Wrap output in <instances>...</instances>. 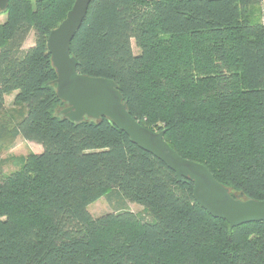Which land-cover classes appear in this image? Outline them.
Masks as SVG:
<instances>
[{
  "label": "trees",
  "instance_id": "1",
  "mask_svg": "<svg viewBox=\"0 0 264 264\" xmlns=\"http://www.w3.org/2000/svg\"><path fill=\"white\" fill-rule=\"evenodd\" d=\"M74 0H8L0 23V115L41 147L0 166V264H264V221L229 228L161 160L108 118L70 121L56 94L49 32ZM259 0H91L69 51L84 75L112 79L141 125L165 130L234 197L264 200V31ZM33 30L32 45L23 47ZM132 40L138 47L135 53ZM116 189L121 205L87 206ZM122 204V203H121Z\"/></svg>",
  "mask_w": 264,
  "mask_h": 264
},
{
  "label": "water",
  "instance_id": "2",
  "mask_svg": "<svg viewBox=\"0 0 264 264\" xmlns=\"http://www.w3.org/2000/svg\"><path fill=\"white\" fill-rule=\"evenodd\" d=\"M91 0H74L65 18L47 37V48L56 71V94L66 103L61 110L70 121L84 118H108L140 148L169 167L178 180L187 178L193 183L192 195L197 204L212 217L226 221L229 228L254 221H264V200L236 197L217 181L202 163L180 156L165 140V130H154L133 118L117 84L104 77H94L77 71V60L70 54L69 45L80 27ZM8 0H0V11Z\"/></svg>",
  "mask_w": 264,
  "mask_h": 264
},
{
  "label": "rangeland",
  "instance_id": "3",
  "mask_svg": "<svg viewBox=\"0 0 264 264\" xmlns=\"http://www.w3.org/2000/svg\"><path fill=\"white\" fill-rule=\"evenodd\" d=\"M252 14L253 17L260 16L259 5L253 7ZM5 15V13L0 12V23L4 20ZM33 41L34 35L33 30H31L24 42L23 47L32 45ZM132 47L135 53L139 52L134 40H132ZM22 109V106L19 104L16 106L13 105L12 97L8 96L5 100L4 111L0 116H3L5 121L12 123V120H8L9 115L12 113L14 116L16 112H19ZM40 150L41 147L34 142L26 141L20 136L12 137L11 133L9 132V127H6L2 137L0 138V166L2 171L5 174H9L14 170L19 169L24 161L29 158V154L37 153ZM120 205L137 214L145 215V210L142 206L132 202H120V195L116 189H110L106 194L91 202L87 206V209L93 216H100L116 210V208H119Z\"/></svg>",
  "mask_w": 264,
  "mask_h": 264
},
{
  "label": "built area",
  "instance_id": "4",
  "mask_svg": "<svg viewBox=\"0 0 264 264\" xmlns=\"http://www.w3.org/2000/svg\"><path fill=\"white\" fill-rule=\"evenodd\" d=\"M259 6H260V23L264 31V0H259Z\"/></svg>",
  "mask_w": 264,
  "mask_h": 264
},
{
  "label": "crops",
  "instance_id": "5",
  "mask_svg": "<svg viewBox=\"0 0 264 264\" xmlns=\"http://www.w3.org/2000/svg\"><path fill=\"white\" fill-rule=\"evenodd\" d=\"M27 37H28V36H27ZM8 96H11L12 99H13L14 93L6 94L5 97H4V99L6 100V97H8Z\"/></svg>",
  "mask_w": 264,
  "mask_h": 264
}]
</instances>
